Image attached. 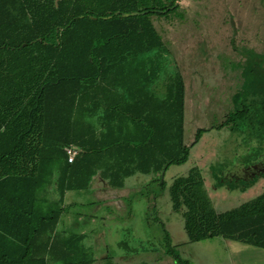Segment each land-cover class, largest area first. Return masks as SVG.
Instances as JSON below:
<instances>
[{
  "label": "trees",
  "instance_id": "trees-1",
  "mask_svg": "<svg viewBox=\"0 0 264 264\" xmlns=\"http://www.w3.org/2000/svg\"><path fill=\"white\" fill-rule=\"evenodd\" d=\"M179 1L0 0V264H92L84 234L58 228L66 194L96 180L117 192L138 173L156 177L151 209L166 193L187 242L223 237L264 248V193L217 213L198 168L169 185L162 178L209 130L185 142L184 79L167 74V41L151 20L177 12ZM71 145L78 151L68 162ZM161 225V254L190 264ZM147 249L160 259L159 244ZM102 262L120 264L110 254Z\"/></svg>",
  "mask_w": 264,
  "mask_h": 264
},
{
  "label": "rangeland",
  "instance_id": "rangeland-1",
  "mask_svg": "<svg viewBox=\"0 0 264 264\" xmlns=\"http://www.w3.org/2000/svg\"><path fill=\"white\" fill-rule=\"evenodd\" d=\"M179 4L177 12L153 14L151 20L167 41L169 54L163 56L167 74L179 73L184 79L185 142L191 145L199 128L209 130L190 146L187 161L170 165L162 178L169 185L198 168L206 183L211 181L210 189L211 185L218 188L208 189V194L215 211L221 213L247 199L237 194L240 185L264 177L255 174L264 171V126L259 125L264 118V0H180ZM164 77L161 74L159 82L164 83ZM242 105L248 107L244 119L228 124L226 117ZM214 168L216 175H212ZM154 177L130 176L117 192L102 189L96 180L90 191L67 193L69 207L58 228L84 234L83 243L93 253L92 264H103L102 258L108 254L120 264L142 260L173 264L161 254L163 223L174 237L176 251L190 264H218L215 259L219 256L211 249L214 241L184 240L182 217L169 214L166 193L151 209L157 186L148 182ZM227 196L231 197L220 201ZM153 244L160 245V259L147 249Z\"/></svg>",
  "mask_w": 264,
  "mask_h": 264
},
{
  "label": "crops",
  "instance_id": "crops-1",
  "mask_svg": "<svg viewBox=\"0 0 264 264\" xmlns=\"http://www.w3.org/2000/svg\"><path fill=\"white\" fill-rule=\"evenodd\" d=\"M233 154H234V151H233L232 155ZM215 169L216 168L212 169L213 170L212 175H216ZM255 174H264V171L255 172ZM213 180H214V178H213ZM203 181H204V188L208 194V192L211 191V189H212V188L210 189V187H209L211 181H209L208 184L206 183L204 178H203ZM263 184H264V177H261L258 180L253 178L252 180L247 181L245 183V185H240L238 187V189H236L237 194L247 196V199H245V201H248V200L258 196L259 194H261V191H259V190H261V187L264 186ZM211 186H213L212 190H215L216 187L214 185H211ZM91 188L94 189L93 184L91 185ZM101 188L104 189L103 187H101ZM225 188L227 190L231 189L230 187L229 188L225 187ZM208 189H209V191H208ZM216 189H218V188H216ZM109 191H111V190H109ZM262 193H264V192H262ZM208 196H209V194H208ZM229 197H231V196L224 197L220 201H227L229 199ZM209 198H210V200L212 199L210 196H209ZM215 198H216V196H215ZM245 201H242L241 203H243ZM211 202H212V206L214 207V209H216L215 203H213L212 200H211ZM169 214L171 215V213H169ZM170 236L172 239V244H174L175 243V242H173L174 237L171 235V233H170ZM185 239H186V237L184 236V240ZM207 240L214 241V244H212V245L210 244V245H211L212 251H213V248H215L213 253L215 255L219 256L218 258L215 259L216 261H218V264H220V262H223L221 264H264V248L256 247V246H253L250 244H246V243H243L240 241L227 239V238H223V237H213V238L197 241V243L202 242V241H207ZM193 243H196V242H193Z\"/></svg>",
  "mask_w": 264,
  "mask_h": 264
},
{
  "label": "built area",
  "instance_id": "built-area-1",
  "mask_svg": "<svg viewBox=\"0 0 264 264\" xmlns=\"http://www.w3.org/2000/svg\"><path fill=\"white\" fill-rule=\"evenodd\" d=\"M64 151L66 152L67 161L71 162L76 155L78 148L76 146H66L64 147Z\"/></svg>",
  "mask_w": 264,
  "mask_h": 264
},
{
  "label": "water",
  "instance_id": "water-1",
  "mask_svg": "<svg viewBox=\"0 0 264 264\" xmlns=\"http://www.w3.org/2000/svg\"><path fill=\"white\" fill-rule=\"evenodd\" d=\"M138 12H132V13H123L122 15L123 16H128V15H131V14H137Z\"/></svg>",
  "mask_w": 264,
  "mask_h": 264
}]
</instances>
